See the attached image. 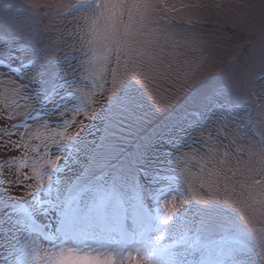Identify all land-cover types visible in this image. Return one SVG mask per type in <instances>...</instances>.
I'll list each match as a JSON object with an SVG mask.
<instances>
[{
    "label": "snow or ice",
    "instance_id": "6c2138e0",
    "mask_svg": "<svg viewBox=\"0 0 264 264\" xmlns=\"http://www.w3.org/2000/svg\"><path fill=\"white\" fill-rule=\"evenodd\" d=\"M150 7L151 0H76L68 14L83 12L92 25L80 29L81 59L71 70L54 65L47 50L0 40V84L11 85L19 97L13 103L23 109L2 113L8 123L0 129V175L7 177L0 179V264H246V218L236 216L228 200L189 195L191 182L174 167L182 157L167 147L177 140L191 147L186 134L209 128L193 149H204L201 174L264 205V138L253 124L264 121V67L243 98L238 85L209 78L161 110L133 79L163 75L160 53L148 40L158 31L151 27L158 21L148 19ZM104 13L98 35L96 21ZM94 45L103 49L111 80L106 75L89 86ZM109 82L97 107L94 97ZM17 115L23 118L12 123ZM50 115L62 130L43 139L42 150L33 147L29 141L41 137L29 120L52 127Z\"/></svg>",
    "mask_w": 264,
    "mask_h": 264
},
{
    "label": "rangeland",
    "instance_id": "374dc122",
    "mask_svg": "<svg viewBox=\"0 0 264 264\" xmlns=\"http://www.w3.org/2000/svg\"><path fill=\"white\" fill-rule=\"evenodd\" d=\"M75 2L76 0H0V40H7L13 47H26L30 44L34 48L47 50L48 60L59 68L71 70L81 59L78 51L80 29L90 28L92 25L91 20H84L83 12L68 14L70 6ZM148 12L149 20L158 21V24L151 25L158 28V31L148 36V40L154 50L160 53L156 63L163 75L156 76L153 73L147 78L137 76L133 79L146 97L151 93L159 101L161 110H168L167 106L178 98L182 99L193 84L209 78L223 81L230 87L236 84L239 86V96H246L252 80L264 67V0H151ZM107 16L108 13H104L96 21L98 35L103 34ZM94 47L96 59L85 73L89 86L102 82L101 78L106 75L111 80L110 75L104 71L108 64L102 59L103 49L99 45ZM144 70L137 69L138 72ZM127 71L130 72L131 67ZM185 74H190L192 78L186 81ZM79 75L80 72L77 71V78ZM119 75L123 76L124 70ZM111 87L109 82L105 85L103 95L97 94L94 97L98 102L97 107L104 103L108 95L107 89ZM85 90L88 91V88ZM94 91L99 93L100 90L95 88ZM17 100L19 97L12 91L11 85L6 81L0 84V129L8 123L3 119L4 109L9 114L23 112V109H16L13 101ZM34 115L39 118L43 113ZM22 118L17 115L12 123ZM46 119L52 127L29 120L33 125V132L41 137L40 141L33 139L29 143L41 150L43 139L62 130L56 123L59 119L57 116L50 115ZM208 123L211 127V121ZM253 124L255 131L264 138V121L257 119ZM208 133L209 128H195L185 136L191 147L182 146V140H177L174 146H166L167 151L172 156L182 157L181 162L174 164V167L182 168L191 182L192 192L189 195L195 194L198 198L214 201L228 200L234 214L246 218L247 222H241L250 231L249 251L255 264H264V250L260 247V241L264 240V205L248 199V193L242 192L239 187L232 191V184L225 186L223 182L215 180L209 184L206 175L201 174L204 149H199V152L193 149H198L204 143ZM212 135H216L214 127ZM220 139H224L223 136ZM194 140L196 143H193ZM228 142L225 140V143ZM208 143L218 146L214 140H209ZM79 170L80 166H77L67 172L66 176L72 177ZM0 179L7 177L0 175ZM185 186L189 185L186 183ZM15 194L23 195V191L17 190ZM246 264H251L248 255Z\"/></svg>",
    "mask_w": 264,
    "mask_h": 264
}]
</instances>
